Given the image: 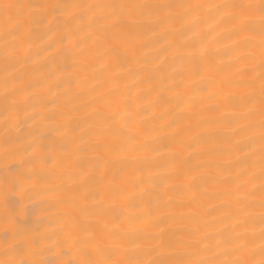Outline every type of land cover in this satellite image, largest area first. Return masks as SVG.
<instances>
[{"label": "bare ground", "instance_id": "1", "mask_svg": "<svg viewBox=\"0 0 264 264\" xmlns=\"http://www.w3.org/2000/svg\"><path fill=\"white\" fill-rule=\"evenodd\" d=\"M15 2L0 0V5ZM179 12L162 9L161 20L141 32V43L129 51L122 63L114 64L104 52L112 42L102 41L103 34L97 26L85 23L73 25L70 40L66 39L63 45L48 37L34 39L32 62L17 65L25 74V82L37 85L29 89L30 107L47 114L57 113V124L70 121L77 126L74 144L67 149L58 138L55 143L51 139L45 141L51 165L41 174L47 179L38 181L37 188L23 198L11 187L17 165L3 157L7 146L0 133V213L6 211L13 216L17 227L29 235H39L46 229L61 238L69 235L67 244L61 242L57 246L45 241L39 255L45 264L69 258L65 252L78 234L68 233L67 225H61L75 215L72 201L79 196L76 188L83 179L80 161L95 157L97 152L99 159L109 163L103 185H108L115 172L129 194L135 191L136 184L144 188L142 194L132 195L141 208L129 210L130 214L143 209L153 213L136 226L143 247L150 248L163 239L179 242L207 259H225V241L240 243L235 234L246 230L249 246L259 245V224H237L240 217L236 213L238 186L253 174L258 177L264 154L259 139V78L252 85L255 103L250 105L245 100L250 91L246 85L254 73L239 59L245 54L242 45L229 38L227 26L215 23V14L187 27L167 21ZM192 44H206L210 49L206 61L194 56L200 65L198 75L192 74L193 64L188 57ZM3 76L0 63V81ZM201 81L206 84L203 90ZM119 113H124L125 124L141 129L139 134H112L111 118ZM41 131L47 135L46 129ZM76 144L87 146L88 155L77 151ZM111 145L122 147L119 151H105ZM101 174L102 170L97 169L96 175ZM56 186L62 191H57ZM92 187L98 189L99 185ZM101 195L105 204L111 202L110 188L105 187ZM251 211L258 216V191ZM3 228L0 225V241L5 239Z\"/></svg>", "mask_w": 264, "mask_h": 264}, {"label": "snow or ice", "instance_id": "2", "mask_svg": "<svg viewBox=\"0 0 264 264\" xmlns=\"http://www.w3.org/2000/svg\"><path fill=\"white\" fill-rule=\"evenodd\" d=\"M179 9L175 17H168V22L179 23L181 27L194 25L204 16L215 14L218 25L227 26L226 31L233 43L242 45L245 54L240 57L250 73L246 86L250 88L245 97L248 104H254V88L257 77L260 81V145L264 153V0H218V2L185 3H126L114 0H100L87 3L85 0H36V2L5 3L0 5V63L4 76L0 81V133L5 147L2 155L17 165L13 170L12 189L23 198L37 188V182L47 179L41 173L51 165L47 158L48 144L58 138L65 149L74 144L73 134L76 125L70 121L57 124V113H43L30 107L32 100L30 88L36 84L25 82V74L17 65L24 66L31 61V49L34 39L50 41L63 45L70 40L72 26L79 27L95 24L102 32V41H111L104 48L112 62L122 63L129 51L141 43L140 35L161 20V10ZM55 38V39H54ZM49 48L52 44L49 43ZM188 53L193 64V75H198L200 65L194 56L206 61L210 49L206 44L191 45ZM257 50L259 60H256ZM258 68V72H257ZM195 83V81H193ZM59 86V85H57ZM203 90L205 82H200ZM253 109H249L251 112ZM131 114L130 112L128 113ZM112 134L119 136L125 131L139 134L141 129L132 123H124V113L114 114L111 118ZM47 130V135L41 131ZM250 139V137H243ZM76 150L88 155L87 146L75 145ZM121 145L105 147V151H119ZM89 157L81 160L79 168L83 179L76 188L79 196L73 199L75 215L64 224L68 233L78 235L68 245V259L57 264H264V154L260 158L258 177L253 174L245 184L238 186L239 199L236 213L240 217L237 224H259V245L250 247L244 233L237 232L240 243L233 245L232 239L225 241V259H207L193 249L181 246L179 242L158 239L150 248L141 245L142 239L137 225L144 223L146 217L153 215L151 210L143 209L138 214H130L131 209H140L141 205L132 199V195L142 194L144 188L134 185L135 191L129 194L122 187L123 180L113 172L108 185H103L109 163L106 160ZM101 169L102 174L96 175ZM258 180V183H257ZM93 185H99L94 189ZM43 186L48 187L47 184ZM105 187L112 190L111 202L105 204L101 192ZM57 191H62L56 186ZM259 192L257 214L251 209L255 204L256 192ZM64 203L63 200L58 201ZM0 225H4L5 239L0 241V264H45L39 258L45 241L52 245L61 242L67 244L69 235L61 238L51 230L39 235H29L19 229L16 219L6 211L0 213ZM125 225H127L125 227ZM11 232L9 236L8 233ZM255 235V233H253ZM230 249V250H229ZM259 257L258 259L256 257Z\"/></svg>", "mask_w": 264, "mask_h": 264}]
</instances>
